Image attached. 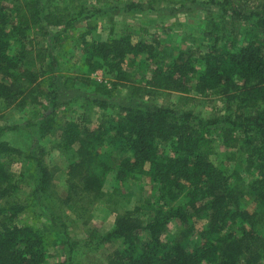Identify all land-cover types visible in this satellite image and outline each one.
Returning a JSON list of instances; mask_svg holds the SVG:
<instances>
[{"label":"trees","instance_id":"obj_1","mask_svg":"<svg viewBox=\"0 0 264 264\" xmlns=\"http://www.w3.org/2000/svg\"><path fill=\"white\" fill-rule=\"evenodd\" d=\"M7 1L0 0V101L22 108L28 99L38 101L40 78L58 69L53 55L39 49L37 36L51 37L50 28L64 27L63 33L72 19L65 7L55 5L61 0H44V5L40 0ZM209 2L222 12L219 23L211 19L206 25L204 38L210 45L205 51L172 53L155 39L146 42L132 34L105 41L80 39L83 77L103 71L130 81L124 68L130 63L145 77L133 86L136 95L161 90L214 95L228 106L225 117L206 120L168 106H124L117 120L94 129L64 122L57 146L74 154L66 179L68 201L85 194L102 196L111 172L119 183L148 178L159 191L146 220L134 209L118 215L105 234L92 231L91 241L120 244L121 249L107 256V264H264V0ZM247 5L252 6L244 10ZM126 9L142 8L131 3ZM59 40L60 34L54 47ZM51 80L54 96L56 75ZM90 83L95 94L110 92L102 81ZM73 87L79 89L68 86ZM234 105L240 114L231 109ZM52 120L38 125L40 139L50 132ZM9 130L13 127H0V264H47L52 243L45 232L17 224L25 207L10 202L16 191L10 167L23 158L33 166L34 200L47 199L45 153L36 147L33 157L11 146L2 139ZM216 137L223 149L234 150L222 165L213 159ZM107 146L112 151H104ZM237 154L244 157V174L228 170ZM250 206L261 212L250 211ZM202 221L204 227L192 239ZM169 224L176 225L171 240L164 238Z\"/></svg>","mask_w":264,"mask_h":264},{"label":"rangeland","instance_id":"obj_2","mask_svg":"<svg viewBox=\"0 0 264 264\" xmlns=\"http://www.w3.org/2000/svg\"><path fill=\"white\" fill-rule=\"evenodd\" d=\"M40 1L44 5V0ZM7 2L13 3L15 0ZM131 3L142 9L128 11L126 6ZM55 5L65 7L72 19L71 24L63 33L64 27L50 28L51 37L41 39L37 36L36 41L43 53H51L57 60V72L44 74L40 78L36 103H30L31 99H28L21 108L6 106L0 101V127H13V130L5 132L2 139L33 157L38 154L36 147L43 149L50 180L48 196L41 201L34 200L36 179L33 166L30 160L23 158L14 161L10 167L11 180L16 186L10 202L25 207L17 224L30 225L45 232L52 243L47 264H60L65 260L76 264H107V256L121 249L120 244L91 241L88 238L92 231L105 234L111 230L118 215L134 209L141 220H146L154 211L159 191L148 178L119 183L111 172L106 178L102 196L95 198L85 194L68 201L66 179L68 168L74 162V154L63 152L57 146L64 122L73 120L94 129L102 122L117 120L124 106L143 109L168 106L180 112L192 111L206 120L225 117L228 106L214 95L202 97L194 93L184 95L162 90L146 96L136 95L133 86L145 77L138 67L130 63L124 67L130 81L118 80L103 71L89 78L83 77L85 68L81 61L80 39L84 36L88 41H105L110 37L132 34L135 39L146 42L155 39L172 53L190 49L205 51L210 45L204 38L206 25L211 19L219 23L222 11L209 0H61ZM251 6H245L244 10ZM226 25L229 26V21H226ZM58 34L59 47H54L53 39ZM49 62L47 60L46 63ZM55 75L56 92L52 96L54 86L50 82ZM90 81L104 82L110 92L107 96L95 94ZM70 84L78 85L79 89L68 88ZM100 102L106 103V106L98 105ZM236 108L235 105L231 106L240 114L242 111ZM44 119H53L52 128L45 138L40 139L38 125ZM214 146L216 156L213 159L221 165L225 164V157L234 150L223 149L218 137ZM106 148L104 151H112L110 146ZM164 151L167 152L168 148ZM243 158L237 154L235 160L229 161L228 170L244 174ZM244 179L248 180L246 174ZM249 210L261 212L258 206H250ZM204 225L205 221L196 223L192 239L197 237V232ZM172 237H176L175 224H169L164 233L165 239L171 240Z\"/></svg>","mask_w":264,"mask_h":264}]
</instances>
